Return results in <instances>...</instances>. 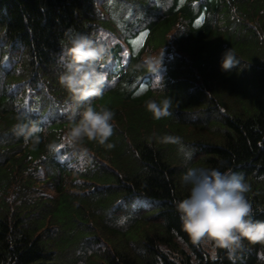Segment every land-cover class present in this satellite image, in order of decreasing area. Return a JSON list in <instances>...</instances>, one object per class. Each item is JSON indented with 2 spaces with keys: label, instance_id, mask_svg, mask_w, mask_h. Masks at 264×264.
I'll list each match as a JSON object with an SVG mask.
<instances>
[{
  "label": "trees",
  "instance_id": "obj_1",
  "mask_svg": "<svg viewBox=\"0 0 264 264\" xmlns=\"http://www.w3.org/2000/svg\"><path fill=\"white\" fill-rule=\"evenodd\" d=\"M75 34L110 47L88 103L114 112L111 148L62 141L58 57ZM226 49L241 61L231 73ZM162 54L157 74L136 67ZM166 97L172 114L156 120L146 102ZM18 116L38 143L15 135ZM188 167L239 173L264 220V0H0V264H232L182 228ZM235 264H264V246Z\"/></svg>",
  "mask_w": 264,
  "mask_h": 264
},
{
  "label": "clouds",
  "instance_id": "obj_2",
  "mask_svg": "<svg viewBox=\"0 0 264 264\" xmlns=\"http://www.w3.org/2000/svg\"><path fill=\"white\" fill-rule=\"evenodd\" d=\"M110 60V47L89 35L75 34L69 37L66 44H61L58 61L63 64L64 71L59 76V84L69 94L70 101L67 106L69 125L62 137L64 144L75 147L87 140L113 147L107 141L113 134L111 121L114 112L106 106L97 110L88 103L92 98L99 99L104 95L107 77L100 66ZM162 63L163 54L149 57L143 65L136 67L146 66L149 72L157 74ZM240 64L236 54L226 49L219 61V69L231 73ZM145 106L156 120L172 114L170 97L163 98L159 103L150 99ZM13 132L23 137L26 143L30 139L38 143L37 134L41 128L18 116ZM162 142L178 145L185 158L191 159L192 152L185 151L180 137L166 135ZM86 156L87 151L79 149V158ZM181 179L188 187V194L174 204L182 228L193 244L211 245L213 252L223 249L232 264L241 257L246 247L264 246V220L254 219L252 204L246 196L249 185L239 173L231 169L222 172L216 168L188 167Z\"/></svg>",
  "mask_w": 264,
  "mask_h": 264
},
{
  "label": "snow or ice",
  "instance_id": "obj_3",
  "mask_svg": "<svg viewBox=\"0 0 264 264\" xmlns=\"http://www.w3.org/2000/svg\"><path fill=\"white\" fill-rule=\"evenodd\" d=\"M100 67H103V65H101Z\"/></svg>",
  "mask_w": 264,
  "mask_h": 264
}]
</instances>
